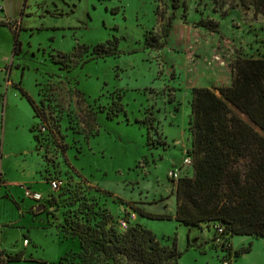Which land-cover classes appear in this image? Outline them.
I'll use <instances>...</instances> for the list:
<instances>
[{"label": "rangeland", "instance_id": "rangeland-1", "mask_svg": "<svg viewBox=\"0 0 264 264\" xmlns=\"http://www.w3.org/2000/svg\"><path fill=\"white\" fill-rule=\"evenodd\" d=\"M22 11L21 52L13 57L14 32L0 45V127L5 117L6 151L13 153L7 180L23 184L1 190L0 251L6 258L24 251L7 264L80 263L69 252L80 250L87 219L94 224L105 213L119 231L124 219L164 243L177 238L179 264H264L262 237L225 241L216 224L150 219L130 207L176 214L169 171L192 148V90L230 85L236 59L264 55V8L256 0H28ZM114 37L116 53L96 48ZM14 83L48 120L36 119ZM120 104L124 110L109 118ZM180 174L193 175L192 166ZM52 177L62 183L67 221L45 200L57 192ZM27 187L44 200L27 197ZM46 204L57 216L35 214ZM224 244L232 250L227 258ZM244 247L250 251L236 256Z\"/></svg>", "mask_w": 264, "mask_h": 264}, {"label": "trees", "instance_id": "trees-1", "mask_svg": "<svg viewBox=\"0 0 264 264\" xmlns=\"http://www.w3.org/2000/svg\"><path fill=\"white\" fill-rule=\"evenodd\" d=\"M242 1L245 3V0ZM256 4L257 8H264V0H256ZM5 24L0 21V25ZM14 39V53L18 55L21 40L17 28ZM118 43L119 38L114 37L99 43L96 48L111 50L109 54H113ZM14 84L29 100L36 119L41 118L42 122L48 120L44 108L22 84ZM192 94V148L188 154L193 157V175H184L178 181L171 178L177 184L176 214L155 213L137 205L130 207L139 216L150 219L175 217L186 225L199 227L216 224L217 233L225 241L235 235L264 238V55L236 59L230 85L195 86ZM123 110L124 106L120 104L108 114L109 118ZM31 130L35 140L38 139L35 127ZM53 179L56 178H49L48 182ZM61 188L62 185L55 189L57 192L49 199L44 198L50 207L56 206L61 210L63 220L67 221L60 201ZM44 206L45 212L57 216L47 204ZM79 236L76 241L80 243V250L69 252L81 258L77 264H179L183 255L177 238L173 245L164 243L153 230L139 222L119 231L106 213L94 224L87 219ZM26 239L30 242L28 237ZM189 246H192L191 240ZM222 250L226 251L225 258L231 255L230 246L224 244ZM249 251L250 247H244L236 250L235 254L239 256ZM23 254L24 251L6 258V253L0 251V264L21 261ZM63 258L65 256L59 261ZM226 263L232 264L231 261Z\"/></svg>", "mask_w": 264, "mask_h": 264}, {"label": "crops", "instance_id": "crops-1", "mask_svg": "<svg viewBox=\"0 0 264 264\" xmlns=\"http://www.w3.org/2000/svg\"><path fill=\"white\" fill-rule=\"evenodd\" d=\"M28 2V0H0V13H2V15L0 14V21L5 22V25H0V45H1V39L2 36H6V38H9V40L12 37V32L15 31V29L17 28L19 32H21L23 30V17L22 15H18L19 13H21L22 9L25 8V3ZM24 11V10H23ZM22 11V12H23ZM18 15V16H17ZM3 34V35H2ZM14 37V35H13ZM15 42V39H14ZM14 50V49H13ZM0 51H2L0 49ZM15 57V53L13 54ZM14 62V60H13ZM2 66V65H0ZM6 68L8 69V65L6 66ZM6 69V70H7ZM9 71V70H8ZM12 73V70H10L8 72V74ZM7 75V73H6ZM9 82V80H8ZM4 109H6V105L4 104ZM3 121V126L0 127V159L2 162V169H3V175L0 178V195L2 194L1 190L4 187V185H10V184H18V185H23L19 182H10L8 181L7 177H8V173H9V167L6 165V159L9 160L11 158V155L13 154L12 152H8L6 151V123H5V117H3L2 119ZM174 187L176 189L177 184L174 182ZM32 188V187H31ZM2 197V196H1ZM38 212H35L32 209V212H35L36 215H41L45 212L46 208L43 205H39L36 206ZM15 254V253H12Z\"/></svg>", "mask_w": 264, "mask_h": 264}, {"label": "built area", "instance_id": "built-area-1", "mask_svg": "<svg viewBox=\"0 0 264 264\" xmlns=\"http://www.w3.org/2000/svg\"><path fill=\"white\" fill-rule=\"evenodd\" d=\"M192 166L193 165V157L191 155L186 154V157L184 158V161L182 162V165L180 167H176L172 170L169 171V177L174 179L175 181H178V179H180L183 175L180 174L181 172V169L183 166ZM3 175V169H2V162H1V159H0V178L2 177ZM51 184H52V187L54 189H59L60 186H61V182L58 180V179H53L51 181ZM26 196L31 198V199H34V200H37V201H41L44 199V195L39 192V191H36V190H33L32 188L30 187H27L26 188ZM129 222L127 220H120V227L123 229V230H127L129 228ZM26 242L28 243V240L26 239ZM228 264V263H226Z\"/></svg>", "mask_w": 264, "mask_h": 264}, {"label": "water", "instance_id": "water-1", "mask_svg": "<svg viewBox=\"0 0 264 264\" xmlns=\"http://www.w3.org/2000/svg\"><path fill=\"white\" fill-rule=\"evenodd\" d=\"M42 208H43V205H42Z\"/></svg>", "mask_w": 264, "mask_h": 264}]
</instances>
